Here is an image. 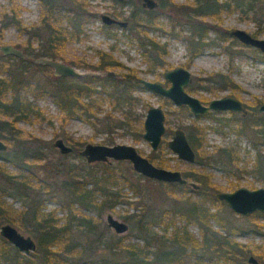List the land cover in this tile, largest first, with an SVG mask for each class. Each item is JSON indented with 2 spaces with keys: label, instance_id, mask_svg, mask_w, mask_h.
<instances>
[{
  "label": "trees",
  "instance_id": "16d2710c",
  "mask_svg": "<svg viewBox=\"0 0 264 264\" xmlns=\"http://www.w3.org/2000/svg\"><path fill=\"white\" fill-rule=\"evenodd\" d=\"M165 4L172 5V0H159L154 9L141 6L131 11L127 16L130 21L127 28L132 31L140 25L142 28L139 31H146L143 27L154 25L160 16L158 9H162ZM38 6V23L23 26L15 8H12L10 13H5L2 24H13L26 31L30 37L39 40L38 46L32 48L28 38L22 48L25 58L0 52V72L5 74L0 78V139L7 143V149L0 151V223L7 222L34 234L37 245L35 250L24 253L0 234V264H250L247 260L248 254L252 253L250 247L229 235L238 226L220 211L211 210V206L224 205V201L217 198L218 188L207 172L183 171L185 177L200 184V189L195 191L201 196L199 199L175 195L174 190H185L188 186L186 184L154 180L141 174L148 181H157V185L164 189V195L174 198L172 204L165 206L161 205L165 199L161 191L154 194L148 188L140 190L137 184L124 178L142 196L139 200V213L124 216L131 231L142 242H126L129 235L108 233L106 227L100 229L97 218L82 212L99 211L100 207L112 208L120 201L122 193L113 188L119 183L118 176L108 162L96 161L95 164L100 166L99 175L91 169L84 173L82 167L74 166L68 168L65 178L57 181L60 180L57 177L60 170L55 165L44 167V173L39 174L37 162L46 159L40 138L17 124L19 118L27 119L31 115L39 116L43 113L37 103L27 98L26 93L34 97L49 95L64 113L61 116L63 126L74 115L82 113L84 119H89L93 114L91 110L95 102L92 100V92L95 90L91 84L92 79L99 80L103 85L113 83L119 86L114 95L115 104L130 102L134 98L133 89L144 86L137 81L138 76L131 68L121 73L119 78L92 74L55 75L50 86L34 81L27 72L31 64L51 70L50 66L34 61L39 56L61 59L77 67L88 64L77 58L66 57L63 47L70 35L83 32V25L92 15L86 0H38ZM262 6L264 0H193L191 3L180 4L183 21L187 22L190 31V58L206 49L209 30H217L222 38L224 34H229L230 31L221 28L225 11L238 9L250 12L255 19L256 14H262ZM260 20L257 19L258 28L252 32L254 36H259L264 28ZM170 22L173 27L182 26L179 21L170 19ZM139 43L145 48V55L152 67L164 64L167 54L165 44L154 38ZM11 57L14 60H10ZM118 65L110 53L99 51L98 61L85 67L107 71ZM216 75L220 83L236 93L239 85L229 73L218 72ZM83 96L89 97L88 101H84ZM259 102L261 99L255 98L246 116L231 113V120L234 121V131L237 133H244L245 128L257 129L262 134L264 144V120H257V110L253 108ZM139 130H142L141 125ZM186 135L195 150V161L200 164L215 163L227 170L240 160L239 151L231 146L206 150L205 132L200 126L188 125ZM71 144L70 152H78L76 144L81 142L72 141ZM150 159L156 165L164 166L157 153ZM253 171L264 178V152L258 151ZM87 179L92 182L91 187L86 186ZM61 190L63 195L58 193ZM98 193L104 197L99 199ZM7 197L19 200L21 207L13 206ZM47 199L55 200L60 209L68 210L63 221L54 209L44 210ZM75 204L78 206L75 207ZM212 221L224 228L225 232L214 228ZM191 224L198 227L199 236L189 229ZM156 225L160 226L161 232L153 228ZM76 229L78 233L74 232Z\"/></svg>",
  "mask_w": 264,
  "mask_h": 264
},
{
  "label": "rangeland",
  "instance_id": "374dc122",
  "mask_svg": "<svg viewBox=\"0 0 264 264\" xmlns=\"http://www.w3.org/2000/svg\"><path fill=\"white\" fill-rule=\"evenodd\" d=\"M86 1L92 15L83 25V32L78 35H70L63 47L66 57L77 58L79 61L88 63L87 65L76 66L78 70L84 72V75L113 76L107 72L114 70L117 74L113 77L119 78L121 73L131 68L134 69L138 77L158 80L168 85L169 82L163 76L164 70L184 64L190 70L192 76V82L189 84L192 87L189 93L204 102L210 98L230 94V88L219 82L220 79L216 75L218 72L231 75L233 80L239 85L234 94L247 103L248 106L254 102L255 98L261 99V102L264 101V53L258 48L241 43L229 32L231 29L238 27L252 33L258 28L257 19H261V24L264 25L263 6L261 7L262 14H256L255 19L252 18L250 12H242L238 9L225 11L222 14L223 26L221 28H226L229 34H224L225 36L222 38L217 30H209L206 37L209 44L206 49L201 54L190 58L188 51L190 31L187 22L183 21L184 14L181 12L180 4L191 3L193 0H172V5L165 4L162 9H158L160 16L157 17L156 22L153 23L154 25L143 27V30H146L144 32L139 31L142 28L140 25L132 31L127 28L130 24L127 16L131 11L142 6V0ZM156 1L158 2L159 0ZM12 8H15L23 26H31L39 22L38 0H0V44L10 43L22 49L26 40L30 38L31 47L36 48L39 42L37 38L30 37L29 33L13 24L2 26L5 13H10ZM102 13H107L121 20H127L128 25L123 27L117 24H105L100 16ZM170 19L179 21L182 26L175 25L173 27ZM259 37L264 38V28L259 33ZM150 38H154L166 45L167 54L164 57L163 67H152L145 55V48L139 43L148 42ZM99 51L110 53L120 66H115L108 71L86 68L85 66H92L98 61ZM10 60H14V58L11 57ZM27 72L28 76L32 77L34 81L45 83L47 84L46 86H50V81L54 82L53 77L55 75L52 68L48 70L31 64ZM4 76V72H0V78ZM91 84L95 90L92 92V100L95 102L91 110L93 114L91 116L89 114V119H84L82 113L74 115L68 118L63 126L61 125V116L64 113L49 95L44 94L34 97L32 94L26 93L27 98L37 103L43 113L39 116L31 115L27 119L19 118L17 124L25 131L40 138L43 154L46 158L37 162L36 168L40 169V175L44 173V167L47 168L53 165L60 170L59 176H57L60 180L57 181L65 178L68 168L74 166L82 167V172L84 173L91 169L93 173L101 174L100 166L95 164L96 161L87 162L76 151L64 154L58 147L54 146V140L60 137L68 145H72V141L81 142L79 145L76 144L78 149H81L86 142L135 145L138 151L148 158L157 153L163 160V167L181 171L188 170L195 173H209L218 190L231 191L239 186L248 188L264 187V178L253 171L254 160L258 151L264 152L262 134L257 129L248 128L244 129V133L235 132V124L233 119L231 120V112H212L211 115L196 117L190 112L188 107L178 106L171 99L145 87L133 89L132 95L134 98L130 102L115 104L114 95L119 86L117 87L113 83L103 85L97 79H92ZM88 99L89 97L83 96L84 101H88ZM261 102L257 103L253 108L257 110ZM153 105H158L164 110L166 126V132L162 136L161 143L156 151L151 149L149 142L142 136L146 111ZM236 115L240 116V114ZM255 116L257 120H264V113L257 111ZM191 124L200 126L204 130L206 150H212L217 146H231L239 151L240 160L237 165H232L226 170L219 164H200L196 161L190 163L178 158L168 148L166 142L176 128L181 127L186 130L188 125L190 126ZM140 125L142 126L141 131L139 130ZM109 166L118 176L119 183L113 188L120 190L122 193L120 201L115 203L112 208L100 207L99 211L82 210V212L97 218L100 223V229L106 227L108 233L129 235L125 240L126 242H142L131 231L130 224L124 218L126 214L139 213V200L142 199V196L124 178H128L134 185L137 184L140 190L148 188L154 194L162 192L164 189L157 185V181L146 180L132 168L128 160L112 159ZM9 168H12L11 165H9ZM86 186L91 187L92 182L88 180ZM58 193L64 194L62 190L58 191ZM174 193L181 198L186 196H191L195 199L201 198L190 185L185 190L179 191L175 189ZM162 194L165 199L161 205L172 204L174 198L170 195L165 196L164 192ZM97 196L99 199L104 197L102 193H98ZM7 200L17 208L21 207L19 200L12 197H7ZM44 206L45 211L54 209L56 215L60 216L62 221L68 213V210L60 209L58 207L59 203L53 199L45 200ZM77 206L75 204V207ZM211 210L220 211L228 217L231 223L238 226L229 235L238 241L246 243L252 251L248 255L257 256L261 263L264 264V211L240 214L231 210L225 202L224 205L214 204V206H211ZM108 213H111L119 220L125 221L128 224V229L123 233L115 232L106 222ZM212 225L214 228L225 232L224 228L216 222L212 221ZM153 228L161 232L159 225L153 226ZM17 229L24 234L31 235L37 242L34 234L23 231L20 228ZM189 229L197 236L200 235L196 225L191 224ZM74 232L78 233L79 230L76 229ZM213 264L218 263L214 262Z\"/></svg>",
  "mask_w": 264,
  "mask_h": 264
},
{
  "label": "water",
  "instance_id": "95a60500",
  "mask_svg": "<svg viewBox=\"0 0 264 264\" xmlns=\"http://www.w3.org/2000/svg\"><path fill=\"white\" fill-rule=\"evenodd\" d=\"M142 5L147 9H154L158 5V2L156 0H142ZM100 16L106 24H118L119 26L127 24V21L115 18L107 13H102ZM230 34L241 43L258 48L264 53V38L254 36L251 32L238 27L231 29ZM0 52L5 55H14L18 58L26 57L21 48L10 43L0 44ZM34 61L50 66L54 75L80 76L84 74L76 66L59 59L39 56L34 58ZM107 73L112 74L114 72L108 71ZM164 76L170 81L168 86L159 81L144 78H139L138 80L145 88L171 99L176 105H187L196 117L206 113L209 109L230 110L241 112L242 115L248 113V109L245 108L243 101L236 96L223 95L210 99L208 104H203L198 97L188 93L184 88L191 80V72L188 68L177 66L167 70ZM257 111L264 113V101L258 105ZM165 130L164 110L158 105L150 106L143 120L142 136L149 142L153 150L158 148ZM53 144L62 153L72 151V146L66 144L60 137L56 138ZM167 146L178 158L190 163L195 162V150L190 144L183 128L178 127L173 131V134L167 140ZM6 149L7 143L0 139V151ZM78 153L87 162L100 161L110 163L112 159L128 160L135 171L148 178L165 182H178L180 184L187 183L193 188L200 187L197 182L188 180L181 170L156 165L147 156L141 154L136 146L132 144L86 142L78 150ZM216 196L218 199L223 200L236 213L249 214L254 211H264V187L262 186L257 188L239 186L231 191L220 190L216 193ZM106 222L117 233H123L128 229V224L125 221L117 219L111 213L106 215ZM0 234L21 252L29 253L36 249L37 244L34 238L29 234H24L10 223L4 222L0 224ZM247 260L250 264H260V259L253 254H250Z\"/></svg>",
  "mask_w": 264,
  "mask_h": 264
},
{
  "label": "flooded vegetation",
  "instance_id": "af4514ba",
  "mask_svg": "<svg viewBox=\"0 0 264 264\" xmlns=\"http://www.w3.org/2000/svg\"><path fill=\"white\" fill-rule=\"evenodd\" d=\"M120 1V0H119ZM141 5H142V2H141ZM143 6V5H142ZM143 8H146V7H144L143 6ZM125 21H127V20H125ZM104 23V22H103ZM106 24V23H105ZM116 25V24H115ZM118 25V24H117ZM128 25V23L125 25V26H127ZM125 26H123V27H125ZM164 66V64L162 65V66H159V67H163ZM177 66H182V67H185V65L183 64V65H177ZM177 66H174V67H177ZM154 67H157V66H154ZM174 67H171V68H168V69H166V70H164V72H163V76H164V73L167 71V70H170V69H172V68H174ZM185 68H187V67H185ZM108 71V70H107ZM113 72L114 73H112V75L114 76L115 74H117L114 70H113ZM120 76H121V74H120ZM139 78H142V77H137V81L139 82ZM164 79L166 80V81H168L169 82V84H170V81L169 80H167L166 78H165V76H164ZM153 81H158V80H153ZM159 82H161V81H159ZM192 82V76H191V80L189 81V83L184 87L185 88V90L189 93V92H191V87H192V85L191 86H189V84ZM140 84H142L141 82H139ZM161 83H163V82H161ZM164 85H166V86H168L167 84H165V83H163ZM142 86H143V84H142ZM189 86V87H188ZM224 95H230V96H236L234 93H232L231 92V90H230V94H224ZM223 96V95H222ZM236 97H238V96H236ZM239 98V97H238ZM200 99V98H199ZM210 99H212V98H210ZM210 99H208L206 102H204V101H202L201 99V102L203 103V104H208V102H209V100ZM241 99V98H240ZM243 101V100H242ZM243 104H244V106H245V108L246 109H248V111L250 110V108H248L249 106L247 105V103H245L244 101H243ZM179 106H186V107H188L187 105H179ZM189 108V107H188ZM189 110H190V108H189ZM221 111H228V112H231V113H234V114H240V116H246V115H242V113L241 112H233V111H230V110H214V109H209L206 113H204V114H201V115H211L212 114V112H221ZM191 112V111H190ZM192 113V112H191ZM185 131V133H186V130H184ZM165 132H166V130H165ZM165 134V133H164ZM173 134V133H172ZM187 136V135H186ZM160 143H161V141H160ZM167 143V142H166ZM160 145V144H159ZM158 148H159V146H158ZM158 148L156 149V150H158ZM169 148V147H168ZM152 149V148H151ZM153 150V149H152ZM156 150H154V151H156ZM150 159V158H149ZM151 160V159H150ZM152 161V160H151ZM154 163V162H153ZM182 173L184 174V172L182 171ZM187 178V177H186ZM188 179V178H187ZM188 180H191V179H188ZM186 185H188L189 186V184H187L186 183ZM193 188V187H192ZM198 189H200V187L199 188H194V190L196 191V190H198ZM218 191H220V190H218ZM217 191V192H218ZM216 192V193H217Z\"/></svg>",
  "mask_w": 264,
  "mask_h": 264
}]
</instances>
